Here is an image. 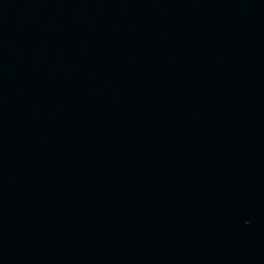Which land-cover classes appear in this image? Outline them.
Listing matches in <instances>:
<instances>
[{"label":"water","instance_id":"obj_1","mask_svg":"<svg viewBox=\"0 0 264 264\" xmlns=\"http://www.w3.org/2000/svg\"><path fill=\"white\" fill-rule=\"evenodd\" d=\"M0 264H264V0H0Z\"/></svg>","mask_w":264,"mask_h":264}]
</instances>
